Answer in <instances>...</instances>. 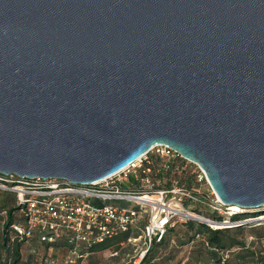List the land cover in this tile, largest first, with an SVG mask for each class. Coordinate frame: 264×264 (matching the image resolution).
Listing matches in <instances>:
<instances>
[{"label":"water","instance_id":"95a60500","mask_svg":"<svg viewBox=\"0 0 264 264\" xmlns=\"http://www.w3.org/2000/svg\"><path fill=\"white\" fill-rule=\"evenodd\" d=\"M155 146L264 210V0H0L1 176L88 186Z\"/></svg>","mask_w":264,"mask_h":264},{"label":"built area","instance_id":"2783aa9c","mask_svg":"<svg viewBox=\"0 0 264 264\" xmlns=\"http://www.w3.org/2000/svg\"><path fill=\"white\" fill-rule=\"evenodd\" d=\"M182 163L184 166L179 168L177 164ZM156 168L157 174L169 169L180 174L187 168L193 181L208 186L197 165L183 160L167 147L155 146L146 155L92 185L72 186L61 180L0 175V191L15 195L23 223L11 228L19 240L27 243L36 239L48 245L64 242L65 264H75L87 257L94 246L133 231L139 234L129 242L139 243V248L132 264H142L152 241L160 242L176 222L202 221L211 229L246 223L233 221L238 213L224 206L210 188V193L203 195L193 187L178 186L176 181L166 186L165 180H155ZM198 204L214 217H201L189 207ZM252 221H264V215Z\"/></svg>","mask_w":264,"mask_h":264},{"label":"rangeland","instance_id":"374dc122","mask_svg":"<svg viewBox=\"0 0 264 264\" xmlns=\"http://www.w3.org/2000/svg\"><path fill=\"white\" fill-rule=\"evenodd\" d=\"M177 166L180 168L184 164H177ZM157 169L154 172V177L159 175ZM172 171L173 177L186 175L198 193L203 195L210 193L207 185L204 183L197 184L193 181L189 176V169L186 168V171L180 175L173 169ZM196 206L202 211H206L205 214L208 215H200L201 217H214L202 205ZM240 214L246 219L241 223H246L233 228L212 229L222 232L220 234L223 244L221 251L207 247L204 239L195 236L196 228L199 229L200 225L208 226L206 223L189 221L194 227L189 230L182 222H178L176 227L166 234L167 242L159 249L157 259L151 264H243L244 262L264 264V221H252V219L264 215V211H248ZM2 228L3 224L0 219V234ZM136 233L137 231H133L132 234H129L130 239L136 237ZM122 239L123 237H118L108 240L107 249L90 252L87 257L76 261L75 264H132L139 243L129 242V240L123 241ZM21 257L22 262L20 264H65L66 259L61 247H51L38 242L36 239L21 247ZM6 261L5 254L0 250V264H4Z\"/></svg>","mask_w":264,"mask_h":264},{"label":"trees","instance_id":"16d2710c","mask_svg":"<svg viewBox=\"0 0 264 264\" xmlns=\"http://www.w3.org/2000/svg\"><path fill=\"white\" fill-rule=\"evenodd\" d=\"M155 180H159V181L165 180L166 186H169L172 181H176L178 186L185 187L186 189H192L191 180L187 178V176L184 174H182L181 176L173 177L172 169H169L168 171L165 172L162 171L157 177H155ZM189 207L194 211H196L201 216H208L207 213L205 214L206 211L205 212L202 211L196 205ZM241 215L242 214H238L234 216L232 220L236 222H241L243 220H246L244 218L245 216H241ZM0 219L3 224V228L0 234V250L3 251L7 260L6 263L4 262V264H20L22 262L21 247L25 244V242L19 240L16 233L12 230L11 226L22 224L23 217L19 208L16 206V199L14 194L0 191ZM177 223L178 222L174 223L171 227L167 229L165 235L162 237L160 242L152 241L145 258L143 259L142 264H151L155 259H157L156 257L159 254V249L167 242L166 234L172 231V229L176 227ZM183 225H186L189 228V230L194 228L192 226V222L189 221L183 223ZM221 233H222L221 230H212L206 225H200L199 229L196 228L195 236L204 239V241H206L207 247H211L216 251H221L223 249V244L220 237ZM138 234L139 233L137 232L136 235L138 236ZM118 237H123L122 239L123 241L130 239L129 233L122 234ZM107 242L108 241L104 242L103 244L94 246L91 249V252L107 249L108 248ZM42 244H46V243H42ZM48 246L61 247L62 251L64 252V255L66 256V246L64 242H58L57 244L48 245ZM259 263L260 262H256L255 264H259ZM243 264H248V263L244 262Z\"/></svg>","mask_w":264,"mask_h":264},{"label":"bare ground","instance_id":"6f19581e","mask_svg":"<svg viewBox=\"0 0 264 264\" xmlns=\"http://www.w3.org/2000/svg\"><path fill=\"white\" fill-rule=\"evenodd\" d=\"M232 208H233V211L237 212L238 214L245 212L244 210H241L240 208L235 207V206H233Z\"/></svg>","mask_w":264,"mask_h":264}]
</instances>
